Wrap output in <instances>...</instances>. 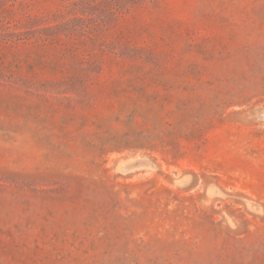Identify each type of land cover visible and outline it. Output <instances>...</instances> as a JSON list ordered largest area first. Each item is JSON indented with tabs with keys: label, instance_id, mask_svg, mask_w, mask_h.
<instances>
[{
	"label": "rangeland",
	"instance_id": "374dc122",
	"mask_svg": "<svg viewBox=\"0 0 264 264\" xmlns=\"http://www.w3.org/2000/svg\"><path fill=\"white\" fill-rule=\"evenodd\" d=\"M0 0V264H264V0Z\"/></svg>",
	"mask_w": 264,
	"mask_h": 264
},
{
	"label": "trees",
	"instance_id": "16d2710c",
	"mask_svg": "<svg viewBox=\"0 0 264 264\" xmlns=\"http://www.w3.org/2000/svg\"><path fill=\"white\" fill-rule=\"evenodd\" d=\"M122 0H114L116 2L114 9V13H120L122 9L124 8L123 4L121 3Z\"/></svg>",
	"mask_w": 264,
	"mask_h": 264
}]
</instances>
